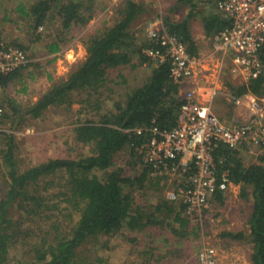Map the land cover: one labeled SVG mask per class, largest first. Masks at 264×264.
<instances>
[{"label":"trees","instance_id":"16d2710c","mask_svg":"<svg viewBox=\"0 0 264 264\" xmlns=\"http://www.w3.org/2000/svg\"><path fill=\"white\" fill-rule=\"evenodd\" d=\"M180 1L192 8L186 18L173 21L168 15L163 21L187 45L191 55H196L198 45L191 19L201 14L208 36L222 31L231 20L222 12L205 14L195 10L198 0ZM97 10L94 0H36L30 6L21 2L17 11L30 23L32 34L28 43L19 37L10 44L23 49L28 61L8 73L0 72V87L22 82L25 73L32 72L30 67L35 64L30 61L29 51L39 42L49 40V34L40 27L61 22L56 33L51 34L53 39L44 43L45 53L57 52L73 39V31L87 26ZM148 10L144 1L124 0L116 7L117 14L111 24L80 38L87 56L66 77L55 79L49 73L48 78L53 80L50 87L29 106L3 98L7 108L4 118L11 119L14 127L29 116L40 118L49 108H68L75 102L81 103L80 112L93 105L100 117L77 121L73 135L78 149L75 155L49 158L23 170L19 168L13 133L0 131V145L4 138L7 140L0 155L8 179L7 192L0 198V264H109L100 254L93 258L83 255L84 245L90 241H96L97 245L101 235L120 236L122 242L118 243L127 248L128 255L133 251L139 257L149 254L150 259L140 264H168L166 260L155 262L151 258H160L163 250L164 256L173 257L172 263L187 252L188 241L198 244L201 232L209 227V208L199 214L189 213L185 203L169 200L162 194H157L160 196L156 203L147 202L153 179L160 178L151 175L152 167L137 150L146 137L132 129L151 124L168 129L177 124L180 106L185 101L180 92L184 83L173 81L169 62H154L148 80L128 92L124 100L113 99L112 95L103 97L112 69L132 63L137 55L143 62L148 60L143 48L151 42L139 43L133 31L135 22ZM260 58L262 73L238 88L232 87L236 95L251 92L264 96V46ZM108 97L114 104L106 110ZM253 142H243L236 148L226 145L216 148L218 169L228 171L231 181L240 184L243 198L253 199L248 231L224 228L219 236L251 243V264H264V145L256 156L252 149L258 145ZM243 151L255 155L256 160L247 164ZM118 159L125 164L120 165ZM226 198V192L219 190L211 204L217 208ZM43 220L45 225L40 223L38 228ZM158 231L168 233L164 238L169 245L166 249L156 245ZM20 238L26 241L20 243ZM143 240L149 242L147 249L145 245L138 249ZM16 243L20 251L12 258V245ZM21 244L27 249L22 251Z\"/></svg>","mask_w":264,"mask_h":264},{"label":"rangeland","instance_id":"374dc122","mask_svg":"<svg viewBox=\"0 0 264 264\" xmlns=\"http://www.w3.org/2000/svg\"><path fill=\"white\" fill-rule=\"evenodd\" d=\"M35 1L36 0H0V38L6 43H11L12 40L19 37H22L23 40L28 43L29 35L32 34L29 29L30 23L19 14L17 7L21 2L30 6V4ZM123 1L124 0H94V4L97 5L98 8L94 18L85 28L80 27L77 28L75 32L73 31V39H70L68 45L63 46L64 50L59 53L60 55L56 60H53L54 58H52V55L47 54V52L45 53L46 49L44 48V43L53 39L51 36L56 33L55 30L60 27L61 22L58 20L54 22V24L52 23L51 26L47 27L44 25L40 27L41 31L49 34V40L39 42L29 51L30 61L35 64L33 68L30 67L32 72L29 73V71H27L23 77L24 81L22 80V82L20 80L11 83L7 87H0V100L3 101L4 97L8 99L12 98L24 107L29 106L38 99L44 90L50 87L53 80L48 78L49 73H51L55 79L66 77L67 74L74 70L87 56L86 47L80 38L86 34L103 29L105 25L111 24L117 14L116 7ZM138 1H144L149 7L148 12L146 11L141 15L133 27L135 37L139 43L147 40V27L151 22L157 19H162L163 21V17L168 15L171 16L173 21H180L186 18L187 14L192 9L190 5L186 6L183 2H179V0ZM176 4H179V6L175 7ZM211 7L212 0H198L194 9L197 11L202 10L207 14L211 10ZM190 23H192V28L196 34L201 33L203 35L204 20L201 14L195 15ZM205 40L208 39L206 38ZM211 62L212 65L209 66V70H214L217 65H213V60ZM154 65V61L148 59L143 62L141 56L137 55L133 58L132 63L122 65L117 69H112L109 75L111 80H109L106 85L109 89L107 88L103 97L112 95L114 97H112L113 99L117 98L124 100L128 92L138 85L144 84L148 80ZM205 70L206 68L204 67L199 69V78L204 77L202 73H204ZM228 76L229 75L223 76V87L225 90L229 89L230 91L232 90L231 86L240 87V83H243V80L240 78L237 80L234 79L233 82H229ZM225 81L228 83H225ZM187 82H184V84ZM188 84H186V87L183 86L182 89L185 90L195 85H192V83ZM225 90L222 95L224 94L228 97ZM221 92L222 90H220V94ZM222 95L217 96V99L212 103V109L222 119L229 121L233 118L236 107L229 102L227 97L224 98ZM75 103L68 108L65 106L49 108L40 118L29 116L17 127H14L11 119L5 118L2 123L3 129L5 133H13L14 135L15 152L19 162V168L23 170L37 165L42 161H46L49 158L75 155L78 149L76 143L73 141V135L74 127L78 124L77 121L89 118L98 120L100 117V113H98L93 105L87 107L83 112H80V104ZM113 104L114 100L108 97L104 108L106 110L112 108ZM6 143L7 140L4 138L0 145V151L2 150L1 148L6 149ZM86 151H88V149H86ZM243 153L247 164L256 160L255 155L246 153L245 151H243ZM117 161L120 165L125 164L123 160L118 159ZM5 169L3 159L0 155V198L5 196L8 188V179ZM136 169H138L137 166ZM129 170L132 171L134 169ZM153 181V187H150L149 192H147L151 196L147 200L149 204L156 203V200L159 199L158 196H160L157 194L166 196V192L170 188L168 180L166 179H153ZM226 193L227 198L224 204L219 205L217 208L215 204L210 205L209 210L211 212L207 215L209 227L205 228L204 232H201L198 244L194 241H188L187 252L184 253V256L176 258L172 262L173 264H198V253L204 245L215 246L218 253L217 264H251V253L253 249L251 243L224 239L219 236V233L224 228H241L247 232L248 218L252 211L253 199L251 197L245 199L240 195V184H234ZM17 216L18 214L16 213L15 217ZM40 223L45 225L46 221L43 220L39 222L37 225L38 228L41 226ZM157 233L159 236L156 238V245L159 248L166 249L169 245L164 238L168 237V233L160 231ZM149 236L150 235H148L147 238ZM107 238H109L108 241L106 240ZM22 241H26V239L20 238L18 240L20 243ZM118 242H122L120 236L101 235L97 240V245L96 241H90L84 245L83 249L85 251L83 255L93 258V256L100 254L102 257L106 258L109 264H131L134 260L135 264H140L142 262L146 263L147 259H150L149 254L139 257L134 251L130 252L128 255V252H126L127 248L119 245ZM104 243L106 246L101 247ZM140 244L138 249H143L144 247L142 245H145L144 249H147L146 245L149 244V242L143 240ZM26 247L27 246H22L21 250H26ZM189 247H193L194 250L191 252ZM19 249L18 243L12 245V258L16 257L15 253L17 250L20 251ZM83 249L81 248V250ZM163 253H165V251L161 250L160 258L153 257L151 259L155 260V262L158 259L160 262L166 260L168 264H172L170 260L173 257L164 256Z\"/></svg>","mask_w":264,"mask_h":264},{"label":"built area","instance_id":"2783aa9c","mask_svg":"<svg viewBox=\"0 0 264 264\" xmlns=\"http://www.w3.org/2000/svg\"><path fill=\"white\" fill-rule=\"evenodd\" d=\"M216 5L231 23L212 37L213 52L229 61V72L243 83L257 78L263 71L260 50L264 46V0H216ZM147 40L151 44L143 48V54L155 63L169 62L170 76L177 83L189 81L203 67L204 62L191 55L162 19L147 27ZM27 61L23 49L0 38V72L8 73ZM203 88L188 89L183 94L185 101L174 127L162 129L151 124L132 129L146 137L137 150L152 167L151 175L168 180L166 197L185 203L189 213L198 214L210 207L217 191L233 186L228 171L218 169L216 148H236L253 141L259 147L264 145V96L232 95L236 106L245 104V115L226 122L212 109L220 88L210 87L209 93ZM6 111L0 100V131H4ZM217 254L215 246L204 245L198 253V264H217Z\"/></svg>","mask_w":264,"mask_h":264},{"label":"crops","instance_id":"0c3cea01","mask_svg":"<svg viewBox=\"0 0 264 264\" xmlns=\"http://www.w3.org/2000/svg\"><path fill=\"white\" fill-rule=\"evenodd\" d=\"M210 12H213V13H215V12H220V10L217 8V5H216V0H212V7H211V10H210ZM224 15V14H223ZM140 18V17H139ZM139 20V19H138ZM137 20V21H138ZM137 21L135 22V23H137ZM191 30H192V32H193V35H194V38H195V41H196V43H197V45H198V54H196V55H192L193 57H195V58H199V61H203L204 63H202L203 64V67L204 68H206V70H205V72L204 73H202V76H204V77H198L199 75V71H197L196 72V75L192 78V79H190L186 84H188V83H192V85L193 84H195L194 86H191V87H189V88H187V89H185V90H183L182 89V87L180 88V92H182V94L183 93H185L186 91H188V89H192V88H195V87H200V86H202V87H204L202 90L203 91H207L208 93L210 92L208 89L210 88V87H213V86H218L219 88H220V90H222V92H221V94L219 93V94H217L214 98H213V102L217 99V96L218 95H222V93H224L223 91L225 90L224 89V87H223V76L224 75H229L228 77V81L229 82H233V80L235 79V80H237L238 78H240V77H238V76H236V75H232L230 72H229V69H228V64H229V61H223V60H221V57H220V55H217L216 53H214L213 51V43H212V37L216 34H213V35H210V36H208L207 34H206V32H205V27L203 28V35L200 33V34H196L195 32H194V30H193V28H192V23H191ZM195 33V34H194ZM208 39V40H205V39ZM64 50V47H62L59 51H57V52H53V53H48L49 55H52L53 57L52 58H54L53 60H56L57 59V57H59V53H61V51H63ZM217 59H219V60H217ZM214 61V64L213 65H217L216 67H215V69L214 70H209V66L210 65H212V62L211 61ZM212 75V76H211ZM232 77V79H231V77ZM236 77V78H235ZM238 77V78H237ZM61 78V77H60ZM241 79V78H240ZM221 82H222V84H221ZM225 83H228L227 81H225ZM186 84H184V86L186 87ZM232 84V83H231ZM243 84V83H242ZM241 83H240V85H242ZM141 85H143V84H140V85H138V86H141ZM189 85V84H188ZM204 85V86H203ZM209 85V86H208ZM212 85V86H211ZM236 86H239V85H236ZM236 88H238V87H236ZM231 89H232V86H231ZM230 92V93H228V92ZM225 92L227 93V95H228V97L227 96H225L224 94L222 95L224 98H228V100H229V102L231 103V104H233L235 107H236V109H235V113H234V116L235 117H238V118H240L241 116H244L245 115V104L244 105H242V107H238V106H236L235 104H234V102H233V100H232V95H236L235 93H234V91L233 90H230L229 91V89L228 90H225ZM207 93V94H208ZM247 93H251V92H245V93H243V94H247ZM242 95V94H241ZM221 96V97H222ZM261 97H263V96H261ZM231 100H230V99ZM212 102V103H213ZM75 104H80V106H81V103H78V102H76ZM212 106H213V104H212ZM233 116V117H234ZM220 117V116H219ZM221 118V117H220ZM222 119V118H221ZM232 119L233 118H231L229 121H226V120H224V119H222L223 121H226V122H231L232 121ZM252 151H256L255 152V154H256V156H257V154H258V152H262V150H261V148L258 146H255L254 145V148L252 149ZM233 184H235V183H233ZM232 188V187H231ZM227 194V193H226Z\"/></svg>","mask_w":264,"mask_h":264},{"label":"bare ground","instance_id":"6f19581e","mask_svg":"<svg viewBox=\"0 0 264 264\" xmlns=\"http://www.w3.org/2000/svg\"><path fill=\"white\" fill-rule=\"evenodd\" d=\"M4 120H5V118H4ZM230 180H231V179H230ZM232 183H233V182H232ZM233 185H234V184H233ZM230 188H231V187H230ZM230 188H229V189H230ZM229 189H228V190H229ZM228 190H227V191H228ZM227 191H225V192H227ZM210 205H211V203H210Z\"/></svg>","mask_w":264,"mask_h":264}]
</instances>
